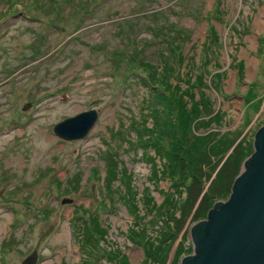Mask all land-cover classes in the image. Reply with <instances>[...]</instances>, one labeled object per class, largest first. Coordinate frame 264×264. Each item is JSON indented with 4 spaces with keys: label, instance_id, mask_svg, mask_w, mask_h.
<instances>
[{
    "label": "rangeland",
    "instance_id": "1",
    "mask_svg": "<svg viewBox=\"0 0 264 264\" xmlns=\"http://www.w3.org/2000/svg\"><path fill=\"white\" fill-rule=\"evenodd\" d=\"M157 91L193 109L196 135L252 144L264 123V0H0V264L32 251L34 264L192 254L198 219L161 243L174 188L158 145L140 139L161 110ZM89 108L97 117L83 137L53 132Z\"/></svg>",
    "mask_w": 264,
    "mask_h": 264
},
{
    "label": "trees",
    "instance_id": "2",
    "mask_svg": "<svg viewBox=\"0 0 264 264\" xmlns=\"http://www.w3.org/2000/svg\"><path fill=\"white\" fill-rule=\"evenodd\" d=\"M184 94L193 98L187 89H185ZM156 96L160 100L158 103L161 105V110L152 109L154 111L153 123L151 126L145 127L141 132L140 139L144 146H159H156L158 150L155 151L156 154L162 156L161 169H163L162 174L165 173L162 177L169 178L171 186L174 188L166 201L168 208H163L159 212V216H163L168 224L165 226L163 223L160 226L165 235V238H161V243H165L167 238L175 236L184 227L188 218L192 220L205 217L213 199L227 196L230 190L229 184L237 173L242 158L253 150V147L249 141H240L230 150V144L233 142V135L230 134H218V136L213 134L211 137H209L210 134L208 136L196 135L192 130L194 123L191 126L193 119L197 116L192 117L193 109H188L183 103L180 105V109L176 111L172 105V97H166L164 92L160 91L156 92ZM169 117L172 120L169 121ZM170 138L174 141L170 143L171 147L166 146L164 142ZM235 153L238 154L236 157ZM112 173L113 180L121 176V171H114L113 169ZM159 173L161 171L156 170L155 175L159 176ZM213 173L214 180L210 179ZM188 177L190 178L189 183L184 180L189 179ZM205 180H208L210 184L204 193L202 190ZM220 182L224 183V189L218 190ZM104 187L106 189V185ZM183 189L184 194L182 195ZM132 194V198L136 200L135 193L132 192ZM150 203V199L148 203L145 202L147 209L152 208ZM195 203L196 206L194 207ZM176 210H179L178 216L174 217L172 214ZM156 261L160 264L159 259Z\"/></svg>",
    "mask_w": 264,
    "mask_h": 264
},
{
    "label": "water",
    "instance_id": "3",
    "mask_svg": "<svg viewBox=\"0 0 264 264\" xmlns=\"http://www.w3.org/2000/svg\"><path fill=\"white\" fill-rule=\"evenodd\" d=\"M96 117V109L89 108L63 118L52 130L63 139H78ZM252 146L228 197L216 200L205 218L189 226L192 254L184 255L180 264H264V123L255 131ZM35 260L32 251L21 264Z\"/></svg>",
    "mask_w": 264,
    "mask_h": 264
},
{
    "label": "flooded vegetation",
    "instance_id": "4",
    "mask_svg": "<svg viewBox=\"0 0 264 264\" xmlns=\"http://www.w3.org/2000/svg\"><path fill=\"white\" fill-rule=\"evenodd\" d=\"M219 199H222V198H219ZM225 199V198H224ZM206 217V216H205ZM205 217H203V218H205Z\"/></svg>",
    "mask_w": 264,
    "mask_h": 264
},
{
    "label": "bare ground",
    "instance_id": "5",
    "mask_svg": "<svg viewBox=\"0 0 264 264\" xmlns=\"http://www.w3.org/2000/svg\"><path fill=\"white\" fill-rule=\"evenodd\" d=\"M164 172V171H163ZM165 174V173H164Z\"/></svg>",
    "mask_w": 264,
    "mask_h": 264
}]
</instances>
